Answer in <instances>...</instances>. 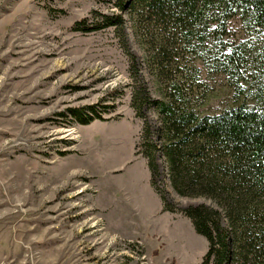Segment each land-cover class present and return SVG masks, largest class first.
Instances as JSON below:
<instances>
[{
    "label": "rangeland",
    "instance_id": "rangeland-1",
    "mask_svg": "<svg viewBox=\"0 0 264 264\" xmlns=\"http://www.w3.org/2000/svg\"><path fill=\"white\" fill-rule=\"evenodd\" d=\"M109 12L117 10L96 0H0V264H200L206 251L180 210L211 201L178 196L161 157L156 180L176 210L158 209L153 195L150 215L121 220L123 176L135 169L140 179L148 168L136 154L143 120L131 107L134 81L118 29H75ZM123 16L141 80L151 99H162L164 84ZM228 31L229 42L248 37L237 18ZM202 81L187 82L202 112L246 99L223 75ZM82 107L102 119L78 124L68 110ZM144 114L155 133L157 112Z\"/></svg>",
    "mask_w": 264,
    "mask_h": 264
},
{
    "label": "trees",
    "instance_id": "trees-1",
    "mask_svg": "<svg viewBox=\"0 0 264 264\" xmlns=\"http://www.w3.org/2000/svg\"><path fill=\"white\" fill-rule=\"evenodd\" d=\"M117 12L99 13L75 29L120 31L134 84L131 107L143 120L136 154L146 160L162 211L174 212L161 181L158 159L181 208L207 248L200 264H264V0H96ZM124 14L140 41L144 61L163 83L162 99H151L136 56L127 46ZM237 18L248 37L229 42ZM188 57V58H186ZM201 61V66L196 61ZM202 75H223L246 98L216 112H202L187 82L201 87ZM154 108V133L144 110ZM80 125L102 119L93 107L69 109Z\"/></svg>",
    "mask_w": 264,
    "mask_h": 264
},
{
    "label": "crops",
    "instance_id": "crops-1",
    "mask_svg": "<svg viewBox=\"0 0 264 264\" xmlns=\"http://www.w3.org/2000/svg\"><path fill=\"white\" fill-rule=\"evenodd\" d=\"M116 140H118V138H116ZM140 162L145 165L147 164L144 158H142ZM139 170H142V174H141L142 177L140 179H139L140 174L135 169L133 170L128 169L126 171V175L123 176V179L125 180L124 190H127L125 193L119 196L121 203L120 206L123 208L122 210L124 211V212L121 211V215H122L121 220L123 222L124 221L127 222V220H130L128 219L129 216L134 218L139 216L140 214L142 215V213H145L146 216L150 215L151 211L149 208V200L152 198L153 195H155L153 197L155 198L156 207L158 209L162 208V203L160 202V198L158 197V195L154 193L152 189L150 182L151 175L149 169L139 168ZM139 183L142 186L141 188L138 187ZM128 191L131 193L129 194Z\"/></svg>",
    "mask_w": 264,
    "mask_h": 264
},
{
    "label": "bare ground",
    "instance_id": "bare-ground-1",
    "mask_svg": "<svg viewBox=\"0 0 264 264\" xmlns=\"http://www.w3.org/2000/svg\"><path fill=\"white\" fill-rule=\"evenodd\" d=\"M70 134H72L73 135V132L72 133H70ZM75 136H72V138H74Z\"/></svg>",
    "mask_w": 264,
    "mask_h": 264
}]
</instances>
